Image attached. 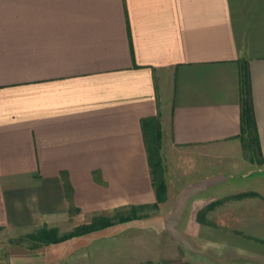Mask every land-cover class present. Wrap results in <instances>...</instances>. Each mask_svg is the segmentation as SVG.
<instances>
[{
  "label": "crops",
  "instance_id": "crops-1",
  "mask_svg": "<svg viewBox=\"0 0 264 264\" xmlns=\"http://www.w3.org/2000/svg\"><path fill=\"white\" fill-rule=\"evenodd\" d=\"M155 118L188 167L160 202ZM154 203L57 264H264V0H0V226Z\"/></svg>",
  "mask_w": 264,
  "mask_h": 264
},
{
  "label": "rangeland",
  "instance_id": "rangeland-1",
  "mask_svg": "<svg viewBox=\"0 0 264 264\" xmlns=\"http://www.w3.org/2000/svg\"><path fill=\"white\" fill-rule=\"evenodd\" d=\"M148 126L151 128L148 127L145 129L144 135L150 152L147 156L149 173L151 181H153L155 185L154 190L156 188V200L160 202L162 200L161 197H164L161 185L165 184L166 187L167 180L171 181L173 185H176L178 181L183 179L184 175L181 174L188 168L187 164H185L187 163L185 160L187 157L175 151L170 145H166V142H161V130L159 129L160 125L157 118L151 120ZM243 146L247 150L246 144H243ZM254 156L257 157L255 154ZM212 168L214 169L215 165ZM191 175H194V172H192ZM95 177H98V175L95 174ZM155 208L156 203L152 204V206H148V204H138V206L127 204L116 207L112 211L104 210L99 211V213L88 214L82 218L75 217L63 219L55 225L50 222H43L41 225L29 228L25 231H14L20 229L0 226V264H57L60 259H57L56 244L84 233L127 222L132 218H145L149 216ZM71 210L79 212V208L77 207H72ZM87 224L97 226L93 230H88L84 233H75L77 230H80L81 226ZM182 225H186L188 229L170 230L171 236L174 237L176 241L191 242L194 232L192 228L196 225L194 219L192 217L183 219ZM43 226L47 230H55L53 239L56 241L40 243L31 237ZM70 234L72 235L68 236ZM52 244L53 249H51ZM51 255H53V257H51ZM52 260L53 263H51Z\"/></svg>",
  "mask_w": 264,
  "mask_h": 264
},
{
  "label": "trees",
  "instance_id": "trees-1",
  "mask_svg": "<svg viewBox=\"0 0 264 264\" xmlns=\"http://www.w3.org/2000/svg\"><path fill=\"white\" fill-rule=\"evenodd\" d=\"M244 91H246V97L243 100L242 121H243V124L246 126V128L254 129L255 127H254V123H253L252 108H251V103H250V98H249V92L246 88V85H245ZM245 126L243 128H245ZM152 185L155 187L153 181H152ZM161 188H162V193H164V195H165V190H166L165 184H162ZM155 191H156V188H155ZM161 198H163V196ZM103 225H105V224H103ZM96 226L97 225H91V224L83 225L80 227V230H77L75 233L76 234L84 233V232H87L88 230H93L94 228H96ZM53 235H55L54 229L47 230L43 226L37 232H35L31 237L35 241H38L40 243H49L51 241H56L55 239H53ZM71 235L72 234H70L68 236H71Z\"/></svg>",
  "mask_w": 264,
  "mask_h": 264
}]
</instances>
